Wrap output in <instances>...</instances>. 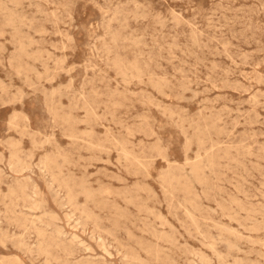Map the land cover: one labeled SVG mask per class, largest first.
I'll return each instance as SVG.
<instances>
[{
  "label": "rangeland",
  "instance_id": "1",
  "mask_svg": "<svg viewBox=\"0 0 264 264\" xmlns=\"http://www.w3.org/2000/svg\"><path fill=\"white\" fill-rule=\"evenodd\" d=\"M0 264H264V0H0Z\"/></svg>",
  "mask_w": 264,
  "mask_h": 264
},
{
  "label": "bare ground",
  "instance_id": "2",
  "mask_svg": "<svg viewBox=\"0 0 264 264\" xmlns=\"http://www.w3.org/2000/svg\"><path fill=\"white\" fill-rule=\"evenodd\" d=\"M93 238V237H92ZM98 241V240H97ZM100 247V246H99Z\"/></svg>",
  "mask_w": 264,
  "mask_h": 264
}]
</instances>
